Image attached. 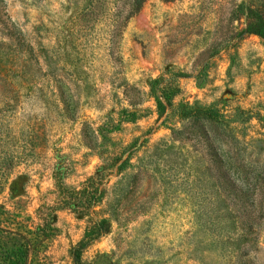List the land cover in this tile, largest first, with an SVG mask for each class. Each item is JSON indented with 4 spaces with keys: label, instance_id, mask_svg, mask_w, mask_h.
<instances>
[{
    "label": "rangeland",
    "instance_id": "obj_1",
    "mask_svg": "<svg viewBox=\"0 0 264 264\" xmlns=\"http://www.w3.org/2000/svg\"><path fill=\"white\" fill-rule=\"evenodd\" d=\"M82 242L264 264V0H0V264Z\"/></svg>",
    "mask_w": 264,
    "mask_h": 264
},
{
    "label": "trees",
    "instance_id": "obj_2",
    "mask_svg": "<svg viewBox=\"0 0 264 264\" xmlns=\"http://www.w3.org/2000/svg\"><path fill=\"white\" fill-rule=\"evenodd\" d=\"M146 3V0H132V8H133V14L138 13L144 6V4ZM60 189H63V183L58 184ZM88 192V196L86 198H81L80 196H78V194H71L69 195V200L66 201L67 205H72V203H75V206H85L84 208L87 207V205H91L93 199L97 200L98 199V195H95V193H92V191H87ZM95 196V197H94ZM74 205V204H73ZM83 208V207H82ZM102 223L104 222H96L93 224L91 231L86 234V239H88L89 242H92L95 240V238L100 237L102 234L105 233V231L107 230L108 227H104L102 226ZM86 247L85 243H81V245L78 248H74L72 251V256L74 258V263L75 264H80L81 260L80 258H78V254L81 253L82 250H84V248ZM27 250V249H26ZM25 255V256H24ZM22 258L24 260V262L27 261V253L24 252L22 254Z\"/></svg>",
    "mask_w": 264,
    "mask_h": 264
}]
</instances>
